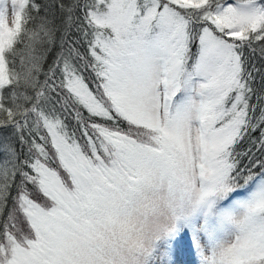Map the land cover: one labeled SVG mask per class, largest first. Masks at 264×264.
Returning a JSON list of instances; mask_svg holds the SVG:
<instances>
[{"label":"snow or ice","instance_id":"6c2138e0","mask_svg":"<svg viewBox=\"0 0 264 264\" xmlns=\"http://www.w3.org/2000/svg\"><path fill=\"white\" fill-rule=\"evenodd\" d=\"M185 66L208 99L172 115ZM254 169L264 0H0V264H107L97 227L140 173L203 199ZM237 229L214 264H264V190Z\"/></svg>","mask_w":264,"mask_h":264},{"label":"rangeland","instance_id":"374dc122","mask_svg":"<svg viewBox=\"0 0 264 264\" xmlns=\"http://www.w3.org/2000/svg\"><path fill=\"white\" fill-rule=\"evenodd\" d=\"M194 71L193 76L183 82L179 91H184V98L176 106L171 99L178 93L179 74L170 89L161 86L160 99L170 114L194 113L208 99L206 90L201 87L204 79L195 68ZM196 184L200 186L199 180ZM254 187L249 195L235 198L221 214L220 231L217 233H212L209 219L210 199H199L177 191L171 220L149 241L143 252L142 264H214L219 251L234 240L238 221L246 214L256 194L264 190V183L257 181Z\"/></svg>","mask_w":264,"mask_h":264},{"label":"clouds","instance_id":"9594fccd","mask_svg":"<svg viewBox=\"0 0 264 264\" xmlns=\"http://www.w3.org/2000/svg\"><path fill=\"white\" fill-rule=\"evenodd\" d=\"M126 211L111 213L97 234L107 264H142L150 240L171 220L177 190L152 172H142Z\"/></svg>","mask_w":264,"mask_h":264},{"label":"trees","instance_id":"16d2710c","mask_svg":"<svg viewBox=\"0 0 264 264\" xmlns=\"http://www.w3.org/2000/svg\"><path fill=\"white\" fill-rule=\"evenodd\" d=\"M54 13L56 16L59 15L58 8H56L55 6ZM54 22L58 23V20H55ZM255 62L257 63V66L260 65L261 62L259 54L256 55ZM194 72L195 71L192 66H185L179 72L177 83V86L179 87L178 93H176L175 96H173L171 99L172 102H176L175 106L178 105L184 98V91H179L180 88H182L183 82L187 79L189 80L193 76ZM121 127L127 130L128 125L125 122L121 125ZM255 135H258V133H256ZM245 146H247V142L245 143ZM253 173L254 174L242 173L240 177L237 178V182L231 188V190L226 191L224 193L211 194L206 197L209 198L211 202V207L209 210V219H211V228L213 231L212 233H217L220 231L219 228L221 226V214L227 210V208L235 198L249 195L248 193L255 188L254 186L257 181H261L264 183V171L254 169Z\"/></svg>","mask_w":264,"mask_h":264}]
</instances>
